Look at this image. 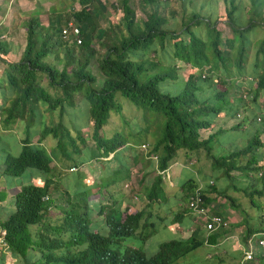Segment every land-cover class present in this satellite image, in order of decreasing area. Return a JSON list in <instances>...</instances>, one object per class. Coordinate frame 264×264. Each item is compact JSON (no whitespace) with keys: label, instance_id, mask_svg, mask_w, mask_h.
<instances>
[{"label":"trees","instance_id":"1","mask_svg":"<svg viewBox=\"0 0 264 264\" xmlns=\"http://www.w3.org/2000/svg\"><path fill=\"white\" fill-rule=\"evenodd\" d=\"M76 1L81 10L71 16L80 28V45L75 41L68 44L63 40L60 21H50L45 27L34 17L25 23V47L18 62L5 59L9 48L4 42H0V62L5 66L0 77V124L7 130L15 124L24 125L26 130L37 125L41 127L36 144L28 137L20 140L21 151L18 156L0 151V172L4 177L14 179L33 170L43 177L41 185H23L14 197L13 211L7 218L0 220V230L5 232L7 246V254L0 253V264H10L11 260L23 264H174L200 248L204 241L193 234L187 240L164 242L151 257L146 256L142 247L126 245L125 240L130 238H137L144 244L156 225L150 223L146 209H136V212L130 213L128 206L115 197V192L120 189L121 183L129 180L130 166H135L140 161L143 166L150 163L156 165L152 171L157 173L151 185L144 187L142 201L152 204L163 200L165 184L161 173L169 168L180 150L189 153L203 151L211 161V168L227 178L233 172L242 177H254V173L264 168L259 165L264 158V143L259 141L258 136L242 149L223 150L217 156L212 153L213 141L219 133L239 129L242 125L239 123L228 129L216 126L221 118L231 121L239 109L244 107L245 100L242 96L237 97V92L234 97L231 90L235 80L245 75L243 65L247 52L253 45L249 35L254 22L245 27L234 24L233 8L226 16L233 34L230 39L223 40L215 23L196 14L189 17V23L181 24L182 28L177 33L170 30L172 26H168L173 23L159 17L156 12L145 13V21L136 20L131 0H123V17L120 22L116 27L101 30L100 20L106 15V6L99 0ZM141 3L144 9L157 5V0H142ZM197 26H204L207 35L202 37L197 34ZM114 29L118 31L117 34ZM95 41L105 49L102 55L95 50ZM168 41L171 51L166 47ZM157 44L163 55L171 60L169 66L172 68L152 73L157 68H162L159 61L152 63L146 59L149 51L158 55L155 50ZM223 47L228 48L230 53L224 52ZM140 48L147 49L148 52L144 53ZM59 53L62 57L57 60ZM50 54L54 55L59 68L56 64L44 62ZM92 58H96L102 75L98 89L93 86L98 79L89 71ZM231 59L233 68L227 65ZM176 62L197 70L199 74L191 71L180 93H162L158 83L181 80ZM254 69L258 79L257 86L252 88L253 79L244 78V81L249 86L250 95L247 99L256 103L262 92L264 95V37L256 47ZM214 76L219 77L217 82L224 87L223 90L217 87L218 83L213 82ZM45 87L51 89V92ZM78 94L89 107L91 138L94 141L89 160L100 161L110 157L106 162L109 176L102 177L101 181L91 187L77 185L67 196V207H60L61 219L55 224H48L45 222L46 215L51 208H55L52 196L54 189L51 185L54 167L51 165L57 157L53 155L54 152L47 153L43 143L50 137L55 144L54 149L60 151L64 159L73 160L72 156L80 158L81 155L78 143L83 146L86 141L79 130H73L76 134L74 138L72 131L62 123L50 125L40 123V120L44 113L58 111L60 115L63 114L67 107L74 106L75 96ZM117 94L144 112L146 127L139 128L140 133L148 132L147 113L154 112L164 118L163 129L159 134H153L150 143L152 147L148 151V145L142 144L148 141H141V148L145 146L142 150L144 155L142 158L134 155L131 165L129 162H122V157L135 146L130 141L135 137L134 134L129 138L118 133L110 138L104 136V128L111 114H121L122 111L116 100ZM255 120L256 116L252 122L256 123ZM245 122L246 120L243 123ZM205 131L210 134L204 135ZM154 157L156 162L151 159ZM84 162L87 161L79 159V164ZM260 174L261 188L254 186L243 189V192L251 207L263 213L259 219L264 222V171ZM147 175L145 173L142 178ZM192 187L193 181L183 185L184 190L189 193L188 200L194 193ZM91 192H97L96 196L100 200L97 218L103 220L106 235L92 229V211L89 207ZM200 194L204 204L208 203L203 192ZM228 200L235 204V200ZM178 216L179 212L175 219ZM220 218L228 227V222ZM247 220L248 216L244 214L246 241L254 234H264V227L252 232ZM209 235L206 241L215 243L217 236L210 238ZM259 262L264 264V256L259 258Z\"/></svg>","mask_w":264,"mask_h":264},{"label":"rangeland","instance_id":"2","mask_svg":"<svg viewBox=\"0 0 264 264\" xmlns=\"http://www.w3.org/2000/svg\"><path fill=\"white\" fill-rule=\"evenodd\" d=\"M100 1V0H99ZM142 0H131V3L134 7L135 11V18L136 20L145 21L147 18L146 14H152L156 12V14L159 17H162L166 20H169L170 23L168 26H172L170 30L176 31L177 33L180 32L183 23H189V17L192 14H196L199 17L208 18L212 23H215V26L217 30L220 31L222 34V39H230L233 34L231 31V26L227 22L228 19L226 18L228 12L232 11L234 8V12L232 15V20L234 24L237 26H247L248 24H253L254 26L252 28V32L250 33L249 37L251 40H253L252 48L247 52L246 60L244 62V69L243 73L245 74L244 77H240L239 79H236L235 82L232 84L233 89L231 90V94L235 97L237 95V92L239 93L237 97L246 95L249 97V86L248 82L244 81V78L253 79L252 88L256 87L258 84V79L256 78V71L254 69V63H255V52L256 47L259 44V41L262 40L264 37V0H157V4H160L161 1H164L167 3V6H160V5H154V6H148L142 9ZM101 2V1H100ZM163 2V3H164ZM103 5V4H102ZM97 6V5H96ZM109 8V16L107 17V21L104 19H101V25L104 27H116L117 24L120 22L121 19V5L115 6L114 4H107L106 8ZM99 9L100 7L97 6ZM104 8V7H103ZM107 8V10H108ZM120 10V11H119ZM145 11V12H144ZM39 13V10L33 13L31 16L36 18L38 17L36 14ZM146 13V14H145ZM111 17V19H109ZM171 18V19H168ZM173 20V22H171ZM109 21V24H106V22ZM262 23L263 25H261ZM106 24V25H105ZM182 24V25H181ZM204 25V24H203ZM167 26V25H166ZM205 26V25H204ZM204 26H197L195 28V31L197 34L204 37V35H207V30L205 32ZM23 28H25V25H23ZM116 31V29H114ZM116 34L118 31L115 32ZM73 38V37H71ZM94 48L95 50H98L100 55H102L105 51L104 48H101L98 45V42H94ZM167 50L171 51V47H169V41L166 45ZM141 49V48H140ZM223 51H227L230 53L228 48L223 47ZM144 53H147V49H141ZM155 50L157 51L158 55H155L153 52H150L147 54L146 59L151 61L152 63H157L158 61L162 65V68L156 69L153 72H156L159 70H167L171 69L172 67L169 66V61L171 60L168 58L167 55H163V51H161L159 45L157 44L155 46ZM224 51V52H225ZM44 62L48 63V59L45 58ZM89 71L91 74L96 76L98 79L97 82L93 85L96 89L99 88L98 85H101L102 75L98 69V63L96 58H92L90 61ZM177 65V71L178 75H180L181 80H177L174 82L171 81H164L158 83V88L162 93L166 94H178L182 91L183 83L186 80V77L189 75V73L192 71L194 74L198 75L199 72L197 70L188 68L187 65H184L183 63L176 62ZM228 67L233 68V59L227 64ZM147 66V64L145 65ZM148 68V67H147ZM254 72V73H253ZM150 73V74H152ZM203 73H201L202 77ZM1 77V72H0ZM255 80V81H254ZM219 77L214 76L213 82L218 83L217 87L220 90H223L224 87L220 84ZM230 83V82H228ZM44 86L46 85V82L44 81ZM236 85V89H235ZM45 89L48 92H51V89L45 87ZM238 89V90H237ZM236 91V92H235ZM204 92H206V89H204ZM2 92L0 91V94ZM230 94V95H231ZM231 95V97H233ZM117 102L121 105L122 111L121 114H111L108 124L104 128V136L107 138L113 137L115 134H120L121 136L125 138H129L131 135L134 134L132 141L135 146L132 150H127L123 157L122 162L126 163L129 162L130 165L132 164L133 156L137 154L138 157L142 158L144 153L142 151V148L140 145L146 144L148 145V151L152 147L151 146V140H153V134L154 133H160L164 126V118L161 115H157L154 112H149L146 114L147 123L148 126V132L147 133H140L139 128H145L146 124L143 121V114L144 112L138 110L135 106H133L127 99L122 98L119 94L116 95ZM42 111H45L44 108L40 107ZM88 106L86 101L83 99V97L78 94L75 96V104L73 107H67L63 114L60 115L58 111L47 114L44 113V116L42 118L43 123L46 124H54L57 125L58 123H62L64 127L68 128L70 131H72V136L75 138L76 134H74L73 130H79L84 135V140L86 141L85 145H81L78 143L81 149V155L80 158H78L77 155L72 156L73 160H67L63 158V155H60V151L57 149L53 150L54 145L52 146L53 139L48 137L43 145H45V150L47 153H53L57 157V159L60 162V168L57 167L54 164V161L52 162V165L54 167L53 171V180H52V188L54 189V193L52 194L54 198V204L55 208H51L47 215L45 222L48 224H55L61 219L60 214V207H67V196L70 195L74 189L78 186H93L94 184L101 181L102 177L109 176L108 170L105 172V170L108 168L106 162L109 161L110 157L107 159H102L100 161H93L89 160L90 156V150L94 148V141L91 138V125L89 124V113H88ZM237 114L242 115V119H237L234 117L231 120V123L233 125H238L239 123L242 124L245 119L246 122L245 125H241V128L235 129V130H225L219 133L214 141H213V152L215 156L221 154L223 149L228 148L232 151L242 149L256 136H258V139L261 143L264 141V123L262 124H256L255 122H252V119L257 117L258 115L264 114V95L262 92V95L257 100L256 103H253L251 99L246 100L244 102V107L240 108ZM223 121V120H222ZM222 121H220L221 126ZM218 126V125H216ZM35 127V128H34ZM30 130H26L24 128V125L21 124H15L9 131V133L1 134L0 137V151H7L13 156H18L21 151V145L19 143V140L26 139L27 137L30 138V140H34V142L37 141L36 133L38 129L36 126H34ZM245 127L247 130H244ZM2 130L8 131L5 129L2 124H0V133H2ZM256 131H258L256 133ZM207 131L204 132V135H207ZM203 135V136H204ZM148 141L142 144H139L141 141ZM263 140V141H262ZM32 141V143H34ZM71 150V149H70ZM262 151L264 152V148H262ZM179 157H183V150L179 151ZM203 151H201L197 158L200 159L201 163L200 165H197L196 167H191L188 171H183V174L181 176V179L188 181L192 180L193 184L198 185V183L202 184L204 188L208 187V184L210 181L215 180L216 187L220 188L221 184L223 182H227L228 180L224 177L219 176V171L211 168V162L206 158V154ZM204 155V157H203ZM139 158V159H140ZM79 159L84 162V164H79ZM206 159V160H205ZM89 160V161H88ZM140 161L135 166H130V178L129 180L125 181L124 183H121L120 189L115 192V197L117 199H122V201L125 200L124 205H129L128 208L131 210V212L134 211L136 206L139 204L141 196L144 191V184L147 182H150L152 178H154V173H149L146 178H142L143 174V165H140ZM262 167H264V158L263 161L259 164ZM120 168V166H119ZM75 169V170H72ZM264 171V168H262L258 173H254V182L257 183V187L261 188V182L262 177L260 176L261 172ZM105 172V173H104ZM256 175V176H255ZM233 177L239 176V173L233 172ZM45 177V176H44ZM22 179H25L26 176L24 175L21 177ZM6 181L10 182L12 181V178L6 177ZM43 179V178H42ZM103 179V178H102ZM6 181H1L0 179V187H4ZM213 182V181H212ZM241 185V182H235L233 181L231 183V186L239 187ZM257 188V189H258ZM231 190H234V188H231ZM201 191V190H200ZM209 187V190L207 192H203L204 195H216L215 192H213ZM97 192H91L89 197V207L92 211L91 217H92V229H94L96 232L100 233L101 235L107 234V229L104 227L103 220H99L97 212L99 208V198L96 197ZM61 195V196H60ZM217 196V195H216ZM217 198H212V200H216ZM248 200V199H246ZM207 205V204H206ZM209 206V204H208ZM212 212H210L211 214ZM4 218V217H3ZM0 219L2 220V217L0 216ZM197 227L201 228V230L204 229V222L202 219L196 220ZM200 230V231H201ZM176 234L172 232L166 233L164 236L159 234L154 236L150 242L147 245L141 244V241L137 238H130L125 240L126 245H130L134 248H143L146 256L151 257L156 254L158 251V248L161 243L165 241H169L171 239H175ZM214 252L217 251L207 249V248H199L197 251L189 254L187 257L181 260L179 264H221L216 261V259L213 257ZM209 256L211 258H207L206 256ZM9 259V258H8ZM10 264H23L15 261H11ZM222 264H229L228 260H224Z\"/></svg>","mask_w":264,"mask_h":264},{"label":"crops","instance_id":"3","mask_svg":"<svg viewBox=\"0 0 264 264\" xmlns=\"http://www.w3.org/2000/svg\"><path fill=\"white\" fill-rule=\"evenodd\" d=\"M100 1L105 6H107V4H114L115 6H118L119 3V5H121L122 12L123 0ZM163 2L164 1H161L160 4L157 5L167 6V3ZM38 10L39 13L36 14L38 16L36 17V19H38L42 26L46 27L48 26L50 21L57 20L62 23V29L65 28V26L69 22L73 23L79 28L78 24L71 16L72 13L81 10V6L76 0H0V42H4L9 48V53L5 57L7 61L18 62L20 60L25 47L26 30L25 28H23V25H25L26 21L32 17L31 15ZM108 12L109 8L108 10H106V15L103 16V19L105 17V21H107L106 16H109ZM121 16L123 17V13H121ZM109 19H111V17H109ZM106 24H109V21L106 22ZM101 26V30L107 28L103 25ZM70 39L71 41L68 42V44H71L73 42V39ZM60 57H62L61 53H59L57 60H60ZM47 59L48 63L52 65L56 64L58 68L60 67L59 65H57L58 62H56V60L54 59L53 54H50ZM4 67L5 66L0 62V72L3 71ZM245 119L246 118H243V120ZM220 121H222V118L217 121L218 126H221ZM243 122L242 124L245 125ZM40 123H43L42 118L40 120ZM222 125L223 129H228L234 126L231 121H227V119L225 118H223ZM37 127L40 128L39 125H37L36 128ZM243 128L244 130H247L245 127ZM39 130L40 129H38L36 133L37 138ZM9 132V130H2V133H0V137L2 136L1 134ZM209 134L210 132L207 133V136ZM32 141L34 142V140ZM37 142L38 139L33 144H36ZM53 145L55 147L54 143H52V146ZM223 150L230 149L225 148ZM200 152L201 151L189 153L184 151L182 153V158L179 157L180 152H177V155L170 164L169 168L164 173H161L163 175L162 178L165 184L163 200H158L156 202H153L152 204H149L146 200L142 201V199H144L142 194L141 200L134 209V211L131 212V210H129L130 213H134L136 212V209H146V213L150 218V223L156 225L155 230L151 233L150 237L145 241L143 245H147L154 236L159 234L164 236L168 232L176 234L174 240H187L193 234H196L198 239L204 241L203 245L200 248L204 247L217 251L216 253L214 252L213 257L218 263L222 264L224 260H228L229 264H261V262H259V258L262 256V253L259 249H257L255 252L254 260L244 261L243 259L244 251L246 250L248 245L253 243L256 239L264 236V234H254L248 237L247 241L245 240L247 227L244 224V214L248 216L247 225L249 226V229H251L252 232L260 230L264 227V222L259 219V216L263 213L251 207L249 200H246L247 198L243 192V189H250L254 186H257V183L254 182V177H233L231 175L230 178H227L221 176L226 178L228 181L223 182L220 188L216 187V185L215 187L214 185H212L213 183L216 184L215 180H212L213 182L210 181L207 188H204L200 183H198V185L193 184L192 191L201 190L203 192H207L209 190V187L212 190L215 189L213 192H215L217 196L205 195L208 200V203H205V206L208 211V216L212 217L215 215H219L228 222V227H225L224 229H219L217 231L209 233L206 231L204 226V229L201 230V228L197 227L198 225L196 220L198 219L189 211V209H187V196H189V193L187 192V190H184L183 185L186 184L188 181L192 180L185 181L183 180V178L181 179V176L183 174V171L186 172L190 170L191 167H196L197 165H200L201 160L197 158ZM54 164L60 168V162L58 159L54 160ZM51 166L53 167V165ZM153 167L156 168V165L153 166V164L151 163L148 166H144L142 177L143 175H145V173H154L155 177L157 173L152 171ZM24 175L26 176L25 179H22L21 177L14 179L12 178V181L8 182L5 179L6 177L2 176L0 172L1 181H6L4 187H0V216L2 217V220L7 218L8 215L13 211L14 197L23 185H27L29 183L41 185L43 183L41 181L43 177L39 175V173L36 171L30 170L27 171ZM220 175L221 174L219 173V176ZM152 181L153 178L150 182L144 184V187H149ZM233 181H240L241 185L239 187L231 186V183ZM231 188H234L235 192L234 190H231ZM212 198L217 199L213 201ZM229 198L235 200V204L230 203L228 200ZM119 200L122 201V199ZM122 202L126 203L125 200ZM178 212L180 216L175 219V215ZM210 212L212 213L210 214ZM208 235L210 238L214 237V235L217 236L215 240L216 242L209 243L208 241H206ZM198 249H196L195 251H197ZM206 257L211 258L208 255ZM180 262L181 260L177 261L174 264H179Z\"/></svg>","mask_w":264,"mask_h":264},{"label":"built area","instance_id":"4","mask_svg":"<svg viewBox=\"0 0 264 264\" xmlns=\"http://www.w3.org/2000/svg\"><path fill=\"white\" fill-rule=\"evenodd\" d=\"M62 38L66 42L71 41V37H73V41L76 42L77 45L81 44V40L79 38L80 36V30L79 28L74 25L73 23L69 22L63 28L61 32ZM242 98L246 101L247 96L243 95ZM237 119H242L241 114L236 115ZM256 123L257 124H262L264 123V114L258 115L256 117ZM145 149V146H142V150ZM153 161L156 160V157L151 158ZM156 162V161H155ZM75 170V169H72ZM189 211L197 218V219H202L203 222L205 223L206 231L207 232H213L219 228L226 227V223L218 216H208V211L206 209V206L203 202V199L201 197L200 191L195 190L192 196H190L188 203H187ZM5 232L0 230V253L7 254V246L6 242L4 240ZM259 249L262 253V256H264V236L261 238L256 239L253 243L249 244L246 250L244 251V261H252L255 258V252L256 250Z\"/></svg>","mask_w":264,"mask_h":264}]
</instances>
